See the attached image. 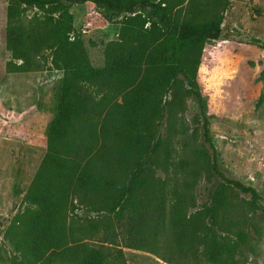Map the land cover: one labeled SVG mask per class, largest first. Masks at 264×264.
Instances as JSON below:
<instances>
[{
  "label": "trees",
  "instance_id": "trees-1",
  "mask_svg": "<svg viewBox=\"0 0 264 264\" xmlns=\"http://www.w3.org/2000/svg\"><path fill=\"white\" fill-rule=\"evenodd\" d=\"M86 2L125 15L118 39L105 46L101 68L91 64L68 8ZM27 7L50 15L29 30L14 26L6 44L18 58L28 46L49 50L62 79L47 150L23 198L32 208L14 217L5 232L8 243L28 264L44 258L47 264H125L118 246L167 264H238L237 245L226 236L231 224L215 214L228 208L225 190L204 214L185 217L179 210L176 254L157 248L165 188L157 177L165 167L159 123L170 112L163 100L179 78L197 104L212 172L264 211L251 186L218 170L197 81L204 45L222 39L221 16L186 19L183 0H12L7 14L20 16Z\"/></svg>",
  "mask_w": 264,
  "mask_h": 264
},
{
  "label": "rangeland",
  "instance_id": "rangeland-1",
  "mask_svg": "<svg viewBox=\"0 0 264 264\" xmlns=\"http://www.w3.org/2000/svg\"><path fill=\"white\" fill-rule=\"evenodd\" d=\"M10 4L12 0H0V264H28L8 243L5 232L17 214L32 208L23 198L47 150L62 72L43 47L28 46L23 58L13 55L6 44L7 32H17L14 26L34 28L50 14L27 7L20 16L9 18ZM68 8L91 64L103 67L105 46L118 39L125 15L91 2L70 3ZM180 14L195 20L213 14L222 18V39L204 45L197 81L207 107L218 170L251 186L259 195L256 205L264 209V49L260 47L264 0H183ZM163 101L170 112L159 123V160L165 166L157 171L165 187L158 221L159 252L176 254V218L181 208L185 217L186 212L204 214L213 207V196L225 190L228 208L215 214L220 222L231 224L226 236L237 245L235 259L238 264H264V211L255 210L249 195L224 186L212 172V148L203 141L197 104L182 79ZM115 249L122 250L125 264H167L148 252Z\"/></svg>",
  "mask_w": 264,
  "mask_h": 264
}]
</instances>
